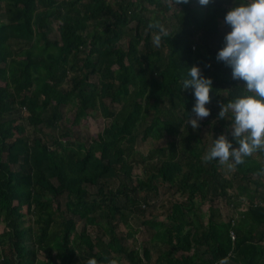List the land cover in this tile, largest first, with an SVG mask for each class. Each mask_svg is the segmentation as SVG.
<instances>
[{
	"label": "trees",
	"instance_id": "trees-1",
	"mask_svg": "<svg viewBox=\"0 0 264 264\" xmlns=\"http://www.w3.org/2000/svg\"><path fill=\"white\" fill-rule=\"evenodd\" d=\"M233 4L0 0V264H218L229 254V264H264V149L230 167L202 147V127L238 147L231 112L218 113L245 82L216 59ZM156 19L168 28L159 46ZM192 64L214 79L199 128L183 89ZM90 118L97 132L83 130ZM138 139L167 145L143 155ZM167 185L183 200L166 222L146 218ZM198 199L210 203L207 224ZM128 212L155 231L149 242L128 244L139 231Z\"/></svg>",
	"mask_w": 264,
	"mask_h": 264
},
{
	"label": "clouds",
	"instance_id": "clouds-1",
	"mask_svg": "<svg viewBox=\"0 0 264 264\" xmlns=\"http://www.w3.org/2000/svg\"><path fill=\"white\" fill-rule=\"evenodd\" d=\"M181 0H179V3ZM184 3L189 0H183ZM212 0H199L208 5ZM225 23L230 30L223 37V46L218 50L216 59L223 61L232 69V78L243 80L246 92L238 95L227 104L222 103L218 113L225 119L231 112V134L221 133L214 138L207 160L228 162L235 167L244 162V158L258 149H264V0H234L233 6L226 12ZM152 40L159 46L162 38L168 35V28L159 19L150 22ZM191 88L195 97L192 113L188 123L193 128L200 127V121L209 116L208 106L214 89V79L205 75L199 64L188 67L183 79V89ZM229 256L221 257L218 264H229ZM87 264H103L97 257L91 256ZM108 264H121L113 258Z\"/></svg>",
	"mask_w": 264,
	"mask_h": 264
},
{
	"label": "rangeland",
	"instance_id": "rangeland-1",
	"mask_svg": "<svg viewBox=\"0 0 264 264\" xmlns=\"http://www.w3.org/2000/svg\"><path fill=\"white\" fill-rule=\"evenodd\" d=\"M67 115H72V112H67ZM205 118H203L200 122H202ZM99 129V123L94 118H90L88 123L83 125V130L87 131L90 130L91 132H97ZM201 134H202V147L205 146V149L208 151L210 147L212 146L214 142V138L218 137L214 133H210L208 127H202L201 128ZM167 145V140H163L160 142H156L155 140L148 139L146 141H142L141 139H138L137 143L135 144V148L143 155H148L151 151L157 149L158 147H164ZM200 149V148H199ZM205 150V151H206ZM226 164V162H225ZM225 170H228V168ZM135 175H143V169L141 167H136ZM136 177V176H134ZM115 184V182H114ZM92 192H95L96 189H91ZM160 194L156 198H153L154 200L151 201L150 206L148 207V211L146 214V218H152L157 221L166 222V215L169 211L171 204L173 202H181L183 200L182 197H179V195L174 194L175 190L172 189L170 186H164L160 188ZM95 196V195H94ZM197 209L199 215L205 214L202 223L207 224L208 216H209V208L210 203L209 202H202L201 200H197ZM218 206L221 209L222 217L223 219H227V216L232 213L230 209L226 206L225 200L218 201ZM245 209V208H244ZM129 222L135 227V229H138L139 231L136 233V242L129 241L128 244H131V246L136 245L139 246L141 242H149V239L154 234V230L148 229L143 223L145 221V217H140L136 214H132L131 212H128ZM4 227H2L1 230H3ZM121 230H125V232H128L130 229H128L126 226L121 225ZM80 229H82V224H80ZM153 249V253L155 256H158L161 254L165 247L161 245L160 242L155 241L152 242L150 245Z\"/></svg>",
	"mask_w": 264,
	"mask_h": 264
},
{
	"label": "built area",
	"instance_id": "built-area-1",
	"mask_svg": "<svg viewBox=\"0 0 264 264\" xmlns=\"http://www.w3.org/2000/svg\"><path fill=\"white\" fill-rule=\"evenodd\" d=\"M26 109H24V111H25ZM233 239H235V237L233 236Z\"/></svg>",
	"mask_w": 264,
	"mask_h": 264
}]
</instances>
